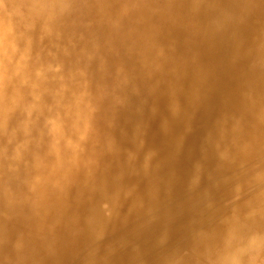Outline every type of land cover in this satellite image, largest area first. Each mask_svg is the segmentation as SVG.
<instances>
[{"label":"clouds","instance_id":"clouds-1","mask_svg":"<svg viewBox=\"0 0 264 264\" xmlns=\"http://www.w3.org/2000/svg\"><path fill=\"white\" fill-rule=\"evenodd\" d=\"M0 264H264V0H0Z\"/></svg>","mask_w":264,"mask_h":264}]
</instances>
